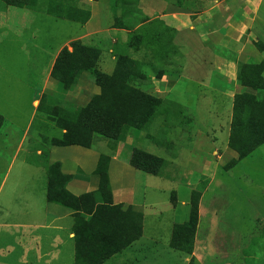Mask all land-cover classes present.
Returning a JSON list of instances; mask_svg holds the SVG:
<instances>
[{
  "label": "rangeland",
  "instance_id": "obj_1",
  "mask_svg": "<svg viewBox=\"0 0 264 264\" xmlns=\"http://www.w3.org/2000/svg\"><path fill=\"white\" fill-rule=\"evenodd\" d=\"M60 1L90 8L83 0ZM176 1L168 3L173 6ZM220 1L228 9L220 8L211 24L202 7L194 10L191 21L196 30L188 33L193 36H179L176 45L174 29L167 31L171 28L161 20V9L153 0H92L91 7L99 12L95 23L105 35H92L82 44L99 51L96 69L112 75L119 57L138 61L140 77L133 87L159 102L148 126L130 129L115 150L112 142L100 137L93 138L88 147L54 146L63 138L61 127L73 122L71 115L100 92L87 73L70 90L51 79L42 96L44 108L37 112L32 106L48 61L66 40L77 36L81 26L0 2V115L4 119L0 129V264H74L70 218L57 223L61 231L35 226L47 224L42 215L48 152L59 153L55 158L64 159L70 169L79 165L87 171L95 168L101 155L110 157L108 177L115 199L123 195L145 214V237L132 247L154 252H147L141 264H264V144L225 171L237 158L229 148L234 97L243 96L244 108L252 96H260V90L237 81V72L243 75L244 67H255L264 88V0ZM47 2L55 5V0ZM214 33L236 46L241 43L232 47L238 54L214 48L227 58L239 56L234 80L226 77L222 83L213 76L201 81L182 77L176 80L177 87L160 91L155 83L164 76L180 77L186 64L184 53L196 52L199 42L209 46L208 38ZM66 49L71 51L70 44ZM191 63L197 67V62ZM207 85L222 92L211 97ZM24 134L28 140L10 165ZM134 151L161 158L159 172L150 175L131 169L128 162ZM194 190L201 192V198L190 263V256L172 250L169 244L174 227L188 220ZM130 258L143 260L139 253Z\"/></svg>",
  "mask_w": 264,
  "mask_h": 264
},
{
  "label": "trees",
  "instance_id": "obj_2",
  "mask_svg": "<svg viewBox=\"0 0 264 264\" xmlns=\"http://www.w3.org/2000/svg\"><path fill=\"white\" fill-rule=\"evenodd\" d=\"M0 2L8 7L45 11L68 21L85 22L89 17L88 12L76 9L69 3L62 4L60 0H55V5H51L47 0ZM167 31L173 32L172 29ZM70 48L71 51L64 48L59 53L51 71V78L65 90H70L78 84L80 76L87 73L100 92L93 96L86 107L77 109L75 114L71 115L73 122L69 126L61 127L63 138L61 141H55L54 146L88 147L93 138L100 137L112 142V150H115L118 143L125 141L130 129L148 126L159 102L133 87L140 77L138 61L126 56L119 57L113 74L106 75L96 69L99 51L84 46L79 41L70 43ZM236 77L245 87L260 90V96L259 99L256 98L258 101L252 96L244 108L243 96L234 97L229 148L237 158L225 171L234 168L239 161L264 144V88L261 89V76L255 72V67H244L243 75L239 71ZM44 106L42 97L37 112ZM3 123L4 119L0 115V129ZM109 162V156L99 157L94 171V175L99 177L98 188L78 197L66 189L71 177L61 174L60 165L53 164L49 168L47 201L74 212V264H103L113 254L142 237L143 213L133 206L112 205ZM129 164L137 171L156 175L163 160L146 152L134 151ZM200 198V191H192L188 220L174 227L169 244L172 250L190 256V263L194 260Z\"/></svg>",
  "mask_w": 264,
  "mask_h": 264
},
{
  "label": "crops",
  "instance_id": "obj_3",
  "mask_svg": "<svg viewBox=\"0 0 264 264\" xmlns=\"http://www.w3.org/2000/svg\"><path fill=\"white\" fill-rule=\"evenodd\" d=\"M86 2V4L90 5V8H85L82 7L81 4H77L75 6L76 9L82 10L84 12H88L89 17L88 20H86L85 22H82L81 20L79 21H68L66 19H62V18H57L54 17L52 14L47 13L45 11H41V10H31V9H27V10H31V11H37L43 15L46 16H50L52 18H55L57 20H64L70 23H74V24H79L81 27L79 28V33L77 34V36H74L73 38H70L69 40H66L64 42V44L62 45V47L58 50V52L54 55V59L52 61H48V68H47V74L44 78V81L42 82V85L40 87V90H36L34 91V95L33 96V100H32V106L33 108L36 109L37 111V107L38 104L40 102V99L43 96V93L46 91V89L48 88V85L51 82V71L54 65V62L56 60V58L58 57L59 53L66 48L70 43L75 42V41H79V42H85V40H89V38L92 35H95L96 37L100 36V34L105 35L103 33L100 32L99 28L97 27V23H95V19L94 17L97 16V13L99 14L98 10H95L94 12V7H91L90 3H93L92 0H83ZM172 1V0H171ZM82 2V1H81ZM153 2H155V4H157L159 6V9H161V13H160V17L161 20L164 22V24L171 28L174 29L175 31V36H174V43L177 45V39L179 38V36L184 35V34H188L191 31H195V25L194 22L191 21V15L192 12L194 10H198L200 9V7L203 8V14L206 18V20L208 21V24H211V22L213 23V20L211 21V18L216 14V12L220 11V8H224V10H227L228 8L223 7L222 3L223 1L220 0H177V3H173L172 4L169 2L168 0H153ZM171 4V5H170ZM198 7V8H197ZM25 9V8H23ZM139 28V27H138ZM114 30H118V29H114ZM213 30H210L209 33H211ZM215 34V35H214ZM212 35L209 36V46H203L202 43L199 42L198 46V50L196 52L194 51H186L187 53L185 54L186 57V64L184 66V68L182 69V73L179 76H164L162 77L161 80L157 81L155 84L157 86H159L160 91H165V89L167 88H175L177 87V83L176 80L178 78H186L187 80H196V81H201V79L205 80V79H210L211 76H213L215 79H218V81H222V83L225 82V78L229 77V81L231 82L232 80H234L235 78V73H236V65H237V61L239 59L236 58L231 59V58H227L224 57L218 53L215 52L214 48L219 49V50H228L234 52L235 54H238L235 49L240 45L241 43H239L238 46H236V43L228 41L226 38H224V36H220L218 35V33H214ZM193 36V34H188L186 36H182V37H188V36ZM201 35H198L197 38H205L206 34L203 35L202 37H200ZM216 36H219L216 38ZM207 39V40H208ZM181 41V40H178ZM110 43H112V45L116 44V39H113ZM234 45V46H232ZM235 48V49H232ZM181 49V48H180ZM208 56V57H207ZM204 57L208 58V62L205 63L204 62ZM191 60L195 61V63L197 62V67L193 68V64L191 63ZM3 72H6L4 70H2ZM30 87V86H29ZM207 95L209 96H218L219 91L222 92V90H219L217 88H213L211 85H207ZM38 91V92H37ZM4 124V123H3ZM28 140V137L26 134H24L22 141L18 144L19 146L16 149V152L14 154V157L11 160L10 165H12L15 157L17 156V154L21 151V149L24 146V143ZM49 153V157L46 158L45 162H46V167H47V172H46V178H47V184H48V171L50 166H52L53 164H59L60 165V172L63 175L66 176H70L71 180L69 181V183L66 186V189L72 193L74 196L78 197L81 196L85 193H89L92 191H95L98 188V183H99V177L94 175V171L96 168L87 171L85 170L82 166L77 165L78 169H70L68 167H66V161H64V159L61 158H55L59 157V153H52V152H48ZM52 154V155H51ZM40 155V154H39ZM72 159V158H71ZM78 158L72 159V160H77ZM98 162V160H97ZM128 166L135 170L134 168H132L128 162ZM40 168V167H39ZM44 172V170H43ZM47 184H46V192H45V199L47 196ZM111 195H112V205H123V207H128V206H133L136 207L133 203H129L127 200H124V196L122 195L123 199H115V193L112 192L111 190ZM46 205L44 206V213L42 215V220L43 221H47V224L45 223H41V225L37 224L35 225L36 227H40L44 230H55V231H61L62 227L57 224L58 222H61L65 219L70 218L73 221V225H74V218H73V214L74 212L72 210L63 208L59 205L56 204H52L49 203L47 201V199L45 200ZM143 216L145 218V214L144 212ZM73 225L71 227V232L69 234V238L73 240L74 242V232H73ZM145 237L144 235V228H143V233H142V237L134 242L132 245H130L129 247L121 250L118 253L113 254L108 260H106L103 264H106V262H108L109 260H115V264H141L142 262H145V256L147 255V252L153 251L154 250H150V249H146L144 248H133L132 246H134L136 243H138L139 241H141V239H143ZM156 252V251H155ZM135 253H139V255H142V259H133L130 258L132 257V254ZM195 253H193L194 256ZM74 262H75V244H74ZM145 257V258H144ZM119 258V259H118ZM38 264V263H37Z\"/></svg>",
  "mask_w": 264,
  "mask_h": 264
}]
</instances>
